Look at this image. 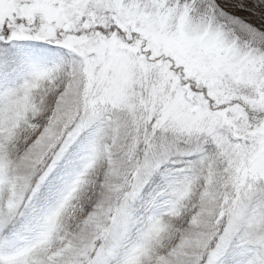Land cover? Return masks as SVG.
I'll use <instances>...</instances> for the list:
<instances>
[{"label": "snow or ice", "instance_id": "6c2138e0", "mask_svg": "<svg viewBox=\"0 0 264 264\" xmlns=\"http://www.w3.org/2000/svg\"><path fill=\"white\" fill-rule=\"evenodd\" d=\"M0 264H264V0H0Z\"/></svg>", "mask_w": 264, "mask_h": 264}]
</instances>
